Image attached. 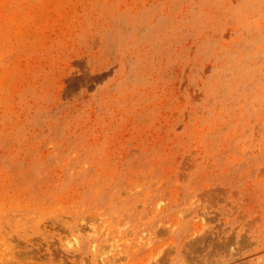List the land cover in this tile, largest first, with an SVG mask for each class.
<instances>
[{
  "label": "rangeland",
  "instance_id": "rangeland-1",
  "mask_svg": "<svg viewBox=\"0 0 264 264\" xmlns=\"http://www.w3.org/2000/svg\"><path fill=\"white\" fill-rule=\"evenodd\" d=\"M112 236L264 264V0H0V264Z\"/></svg>",
  "mask_w": 264,
  "mask_h": 264
},
{
  "label": "bare ground",
  "instance_id": "bare-ground-1",
  "mask_svg": "<svg viewBox=\"0 0 264 264\" xmlns=\"http://www.w3.org/2000/svg\"><path fill=\"white\" fill-rule=\"evenodd\" d=\"M162 205H163V202L158 201L156 203V208L162 207ZM92 227H94V225ZM93 232L99 233V230L96 228H93ZM199 238H200L199 232L198 231L194 232V234L192 235V238L188 241L186 246L198 241ZM120 241L121 240L119 238L112 236L110 243L107 246L104 245L101 251L99 247L96 246V242H91L87 244L86 246L90 248L92 251L96 252V256L98 257L99 262H101V264H117V262L122 259L121 252L119 251ZM71 244L76 245L77 239L75 238L71 242ZM184 264H187V263L185 262Z\"/></svg>",
  "mask_w": 264,
  "mask_h": 264
}]
</instances>
